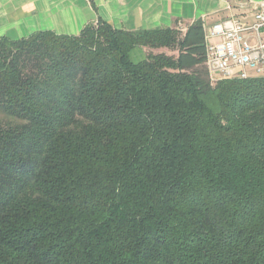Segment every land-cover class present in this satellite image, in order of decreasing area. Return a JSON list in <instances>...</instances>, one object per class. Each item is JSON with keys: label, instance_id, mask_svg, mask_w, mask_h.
Returning a JSON list of instances; mask_svg holds the SVG:
<instances>
[{"label": "trees", "instance_id": "16d2710c", "mask_svg": "<svg viewBox=\"0 0 264 264\" xmlns=\"http://www.w3.org/2000/svg\"><path fill=\"white\" fill-rule=\"evenodd\" d=\"M204 60L200 21L0 37V264H264V77Z\"/></svg>", "mask_w": 264, "mask_h": 264}, {"label": "crops", "instance_id": "0c3cea01", "mask_svg": "<svg viewBox=\"0 0 264 264\" xmlns=\"http://www.w3.org/2000/svg\"><path fill=\"white\" fill-rule=\"evenodd\" d=\"M250 6L264 0H0V37L26 38L36 32L78 35L82 28L98 20L125 31L175 28L182 30L200 21L203 26L238 19L251 22L249 9L239 11L237 3ZM145 53L136 49L135 62Z\"/></svg>", "mask_w": 264, "mask_h": 264}, {"label": "built area", "instance_id": "2783aa9c", "mask_svg": "<svg viewBox=\"0 0 264 264\" xmlns=\"http://www.w3.org/2000/svg\"><path fill=\"white\" fill-rule=\"evenodd\" d=\"M236 7L249 9L252 21L227 19L203 26L204 64L212 83L264 77V2L252 6L239 2Z\"/></svg>", "mask_w": 264, "mask_h": 264}, {"label": "rangeland", "instance_id": "374dc122", "mask_svg": "<svg viewBox=\"0 0 264 264\" xmlns=\"http://www.w3.org/2000/svg\"><path fill=\"white\" fill-rule=\"evenodd\" d=\"M207 73H208V71H207ZM208 81H209V84L210 85H213L214 84V83L211 82L212 80H211V76L209 75V73H208ZM0 117H1V115H0Z\"/></svg>", "mask_w": 264, "mask_h": 264}]
</instances>
